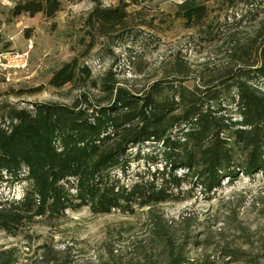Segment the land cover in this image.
<instances>
[{"label": "trees", "instance_id": "1", "mask_svg": "<svg viewBox=\"0 0 264 264\" xmlns=\"http://www.w3.org/2000/svg\"><path fill=\"white\" fill-rule=\"evenodd\" d=\"M64 1L75 0H27L12 14L53 19ZM212 2L228 10L245 8L238 19L232 16L235 26L264 14V0H185L173 20L207 38H220L228 23L215 15L208 5ZM128 7L126 0L116 8L97 6L88 26L97 36L110 38L129 26ZM260 26L245 43L232 42V66L204 74L200 85H186L192 72L182 63L143 90L119 85L110 73L98 84L92 71L74 59L53 74L48 86L97 89L102 97L81 93L72 105L33 103L30 109L1 101L0 189L18 186L21 197L0 195V233L18 237L41 220L52 224L67 212L84 209L93 215L134 216L181 201L185 185L210 200L224 182L264 178V24ZM148 147L155 152L143 153ZM135 162L146 169L132 178ZM186 263L180 253L169 262Z\"/></svg>", "mask_w": 264, "mask_h": 264}, {"label": "rangeland", "instance_id": "2", "mask_svg": "<svg viewBox=\"0 0 264 264\" xmlns=\"http://www.w3.org/2000/svg\"><path fill=\"white\" fill-rule=\"evenodd\" d=\"M23 1L0 0V55L29 54L18 69H6L0 60V102L28 109L33 103L72 105L81 93L102 97L97 89L48 86L53 74L74 59L92 71L98 84L110 73L119 85L143 90L182 63L192 72L186 85H200L204 74L232 66V42L245 43L264 24L261 13L235 26L232 16L238 19L245 8L208 3L228 23L222 37L211 39L173 20L185 0H126L129 26L102 38L88 26V17L97 6L116 8L119 0L64 1L53 19L14 17L13 9ZM36 88L42 90L17 95ZM142 152L155 151L148 147ZM145 169L143 162H135L131 177ZM0 195L20 196L21 191L4 186ZM180 197L134 216L93 215L84 209L52 224L41 220L18 237L0 233V264H169L177 253L189 264H264L262 176L224 182L210 200L185 185Z\"/></svg>", "mask_w": 264, "mask_h": 264}, {"label": "built area", "instance_id": "3", "mask_svg": "<svg viewBox=\"0 0 264 264\" xmlns=\"http://www.w3.org/2000/svg\"><path fill=\"white\" fill-rule=\"evenodd\" d=\"M32 49V47H30ZM7 55L1 54L0 60L2 61V66L6 69H18L25 65L26 63V57H28V53L23 54L22 56L20 54L14 53H6ZM3 58V59H2Z\"/></svg>", "mask_w": 264, "mask_h": 264}]
</instances>
